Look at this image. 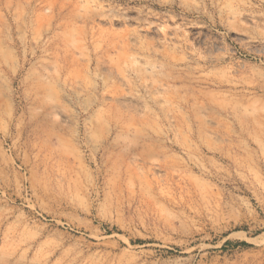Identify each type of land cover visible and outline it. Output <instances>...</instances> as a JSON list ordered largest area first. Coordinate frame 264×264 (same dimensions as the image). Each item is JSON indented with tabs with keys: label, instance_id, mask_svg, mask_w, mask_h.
<instances>
[{
	"label": "rangeland",
	"instance_id": "obj_1",
	"mask_svg": "<svg viewBox=\"0 0 264 264\" xmlns=\"http://www.w3.org/2000/svg\"><path fill=\"white\" fill-rule=\"evenodd\" d=\"M0 264H264V0H0Z\"/></svg>",
	"mask_w": 264,
	"mask_h": 264
},
{
	"label": "bare ground",
	"instance_id": "obj_2",
	"mask_svg": "<svg viewBox=\"0 0 264 264\" xmlns=\"http://www.w3.org/2000/svg\"><path fill=\"white\" fill-rule=\"evenodd\" d=\"M54 225V224H53ZM61 225V224H55V228L58 229V226Z\"/></svg>",
	"mask_w": 264,
	"mask_h": 264
}]
</instances>
